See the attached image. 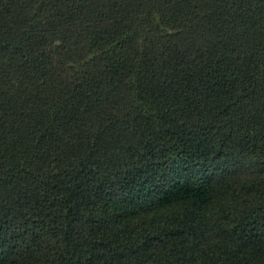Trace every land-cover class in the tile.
<instances>
[{"label": "trees", "instance_id": "obj_1", "mask_svg": "<svg viewBox=\"0 0 264 264\" xmlns=\"http://www.w3.org/2000/svg\"><path fill=\"white\" fill-rule=\"evenodd\" d=\"M0 264H264V0H0Z\"/></svg>", "mask_w": 264, "mask_h": 264}, {"label": "water", "instance_id": "obj_2", "mask_svg": "<svg viewBox=\"0 0 264 264\" xmlns=\"http://www.w3.org/2000/svg\"><path fill=\"white\" fill-rule=\"evenodd\" d=\"M39 8H40V5L37 6V9H39Z\"/></svg>", "mask_w": 264, "mask_h": 264}]
</instances>
